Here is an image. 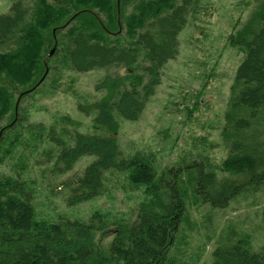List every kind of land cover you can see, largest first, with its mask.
Instances as JSON below:
<instances>
[{
  "label": "trees",
  "instance_id": "16d2710c",
  "mask_svg": "<svg viewBox=\"0 0 264 264\" xmlns=\"http://www.w3.org/2000/svg\"><path fill=\"white\" fill-rule=\"evenodd\" d=\"M39 2L35 10L39 4V12L46 17L29 20L23 0H15L10 12L0 14V50L7 53L15 47L8 53L11 59L0 53V264H178L174 251L181 252L180 234L190 220V205L222 210L237 197L264 192V0H258L230 38L244 57L220 128L227 155L215 165L207 151L211 148L207 136H202L207 144L201 151L163 167L153 154L123 153L119 118L135 121L144 112L161 84V67L179 53V34L197 0H121L120 21L116 0H54L58 9L45 0ZM130 6L129 16L124 17ZM89 10L114 16L93 17ZM78 12L91 17H60ZM121 25L122 33L115 35ZM54 29L58 46L52 57L61 55L62 63L80 73L108 71L96 84L104 94L78 105L92 116L90 130L81 131L79 120L62 117L60 129L50 125L45 133L33 135V124L27 125L26 115L18 110L21 100L33 92L26 89H33L46 71L39 60L47 59ZM113 68L126 72L111 73ZM29 73L32 86L20 91V100L11 102L18 87L29 82ZM25 127L27 138L20 133ZM200 138L193 146L204 144ZM24 144L35 152L42 145L41 153L52 162L50 172L58 175L72 171L83 156L95 157L77 176L62 183L65 194H70L69 204L99 198L107 172L126 174L143 194L138 217L130 222L99 209L88 221L42 217L33 204L36 183L33 187L25 170H1ZM212 218L213 213L206 216L207 231ZM189 228L195 229L191 221ZM99 233H113L107 249L100 246ZM212 257L214 264H264V248L254 249L249 237L225 228Z\"/></svg>",
  "mask_w": 264,
  "mask_h": 264
},
{
  "label": "rangeland",
  "instance_id": "374dc122",
  "mask_svg": "<svg viewBox=\"0 0 264 264\" xmlns=\"http://www.w3.org/2000/svg\"><path fill=\"white\" fill-rule=\"evenodd\" d=\"M14 1L0 0V14L10 12ZM23 2L29 9V20L32 17H46L39 12V4L35 10L38 0ZM45 2L53 6V9H58L54 0ZM118 2L116 0L117 17L120 21V17H123L121 0L120 4ZM257 4L258 0H197L187 26L179 34V53L175 59L164 65L161 84L150 97L144 112L135 121L119 118L118 142L126 156H132L138 151L150 157L153 154L158 165L163 167L190 153L201 151L208 142L211 148L207 151L210 150L208 154L213 158V163L217 165L222 162L227 155V149L220 138V128L224 124L223 115L227 109L235 72L244 57L239 47L231 44L230 38L247 21ZM131 9L132 6L128 7L124 17L129 16ZM89 11L94 14L93 17H98L92 10ZM73 15L63 14L60 17H74ZM113 16L104 13L99 15ZM54 31L55 29L53 33ZM14 49L15 47L7 49V53L6 49H1L0 53L11 59L8 53ZM39 61L45 63L47 77L38 82L33 87V92L21 100L18 110L20 115H26L27 125L33 124L31 134L45 133L50 125L60 129L62 117L79 120L81 131L90 130L92 116L81 111L78 105L97 100L104 94L96 89V84L108 71L95 69L84 73L77 72L62 63L61 55ZM109 71L117 74L125 73L126 69L113 68ZM27 77L29 82L18 87L11 96V102L20 99L23 94L20 93L21 90L32 86L31 74ZM214 126L217 127L216 130L213 129ZM20 133L23 138L30 136L26 127ZM202 136H207V142L200 138ZM199 138L204 144H200V147L193 146ZM42 149L41 145L35 152L36 149L24 144L7 160L8 166L1 168L2 171H8L11 167L24 169L33 187L36 183L33 204L42 217L57 219L64 216L88 221L98 209L110 211L112 216L123 217L130 222L138 217L143 199L142 191L136 190L129 183L126 174L115 170L105 174V189L99 198L69 204L70 194H65L62 183L77 176L95 157L83 156L72 171L58 175L50 172L52 162H47L48 157L44 152L41 153ZM255 193V196L246 194L237 197L222 210L212 209L208 205H190V220L188 218V223L183 224L185 227L180 234L183 241L179 250L181 252L174 251L176 262L179 260L178 264H214L212 251L225 228L249 237L254 249L259 251L264 248V192ZM209 213H213L210 222L213 225L207 231L205 226L208 224L204 223H208L205 219ZM190 221L195 226L194 230L189 228ZM108 234L110 236H102L100 233L97 235L103 249H107L113 239V233Z\"/></svg>",
  "mask_w": 264,
  "mask_h": 264
},
{
  "label": "bare ground",
  "instance_id": "6f19581e",
  "mask_svg": "<svg viewBox=\"0 0 264 264\" xmlns=\"http://www.w3.org/2000/svg\"><path fill=\"white\" fill-rule=\"evenodd\" d=\"M78 14H79V12H78V13H75L73 16H74V17H77ZM98 17H99V16H98ZM118 20H119V19H118ZM122 31H123V26L121 25V26L119 27V29H118L117 31L114 32V34H115V35H118V34L122 33ZM92 32H93V31H92ZM94 37H95V38H98L97 35H96L95 33H94ZM52 41L54 42V45H55V42H57V45H58V37H57L56 35L53 36ZM163 67H164V66H162L161 69H160V80H161V81H162ZM43 80H44V79H43ZM43 80H42V81H43ZM42 81H41V79H40L39 83L42 82ZM28 90H29V91H30V90L32 91V88H31V89H26V92H28ZM80 203H82V202H80Z\"/></svg>",
  "mask_w": 264,
  "mask_h": 264
},
{
  "label": "water",
  "instance_id": "95a60500",
  "mask_svg": "<svg viewBox=\"0 0 264 264\" xmlns=\"http://www.w3.org/2000/svg\"><path fill=\"white\" fill-rule=\"evenodd\" d=\"M118 3L120 4V0H119ZM118 8H119V7H118ZM54 33H55V31H54ZM54 35H55V34H54ZM56 46H57V42H55L54 47H53V48L51 49V51L49 52V54H48V56H47V59H48L49 57H51V56L54 54L55 49L57 48ZM47 59H45V60H47ZM47 71H48V69H46V72H45V74L43 75L41 81L45 78V76H46V74H47ZM21 96H22V95H21ZM21 96H20V97H21ZM19 100H20V99H19Z\"/></svg>",
  "mask_w": 264,
  "mask_h": 264
}]
</instances>
